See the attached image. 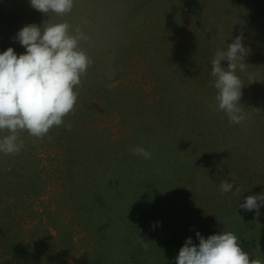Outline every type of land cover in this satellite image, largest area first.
I'll use <instances>...</instances> for the list:
<instances>
[{
  "label": "rangeland",
  "instance_id": "obj_1",
  "mask_svg": "<svg viewBox=\"0 0 264 264\" xmlns=\"http://www.w3.org/2000/svg\"><path fill=\"white\" fill-rule=\"evenodd\" d=\"M158 1L75 0L59 17L0 0V53L26 52L24 26L66 21L93 60L75 114L0 153V264H176L189 237L224 231L264 260V205L258 218L239 207L264 193V0ZM237 36L241 124L210 108L211 62Z\"/></svg>",
  "mask_w": 264,
  "mask_h": 264
},
{
  "label": "clouds",
  "instance_id": "obj_2",
  "mask_svg": "<svg viewBox=\"0 0 264 264\" xmlns=\"http://www.w3.org/2000/svg\"><path fill=\"white\" fill-rule=\"evenodd\" d=\"M75 0H30V6L42 14L54 13L65 17L73 11ZM16 40L26 49L17 54L9 47L0 53V153L18 155L24 147L20 133L27 132L33 138L43 139L55 128L64 125L65 117L75 114L79 86L93 60L80 47L88 37L80 27L73 31L68 22L30 24L17 34ZM249 49L243 37L237 36L224 50H217L212 60L211 76L217 90L214 111L223 112L233 124H241L250 115L241 107L245 86L237 72L247 71L245 57ZM227 61L228 67L222 66ZM250 81L255 80L249 74ZM71 130V124L67 125ZM129 151L144 159L152 153L143 147ZM233 183L221 182L220 191H233ZM239 193V188L235 191ZM264 205V193L249 195L239 207L245 211L259 210ZM199 244L194 245L189 237L176 257V264H264V260L251 258L238 237L231 231L213 234L204 238L197 232ZM142 239V238H141ZM147 247V245H144Z\"/></svg>",
  "mask_w": 264,
  "mask_h": 264
},
{
  "label": "trees",
  "instance_id": "obj_3",
  "mask_svg": "<svg viewBox=\"0 0 264 264\" xmlns=\"http://www.w3.org/2000/svg\"><path fill=\"white\" fill-rule=\"evenodd\" d=\"M159 1H160V3H161V2H162V3L164 2V0H159ZM159 1H158V2H159ZM171 2H172V0H166V6L168 7L169 5H171V4H170ZM163 4H165V3H163ZM175 5H176V3L173 4V6H175ZM130 21H131V20H130Z\"/></svg>",
  "mask_w": 264,
  "mask_h": 264
}]
</instances>
